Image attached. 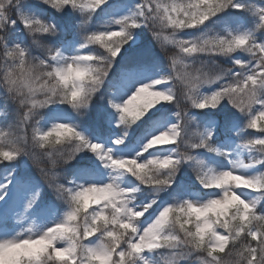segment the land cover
<instances>
[{"label": "snow or ice", "instance_id": "1", "mask_svg": "<svg viewBox=\"0 0 264 264\" xmlns=\"http://www.w3.org/2000/svg\"><path fill=\"white\" fill-rule=\"evenodd\" d=\"M0 264H264V0H0Z\"/></svg>", "mask_w": 264, "mask_h": 264}, {"label": "rangeland", "instance_id": "2", "mask_svg": "<svg viewBox=\"0 0 264 264\" xmlns=\"http://www.w3.org/2000/svg\"><path fill=\"white\" fill-rule=\"evenodd\" d=\"M33 2H35V0H33ZM157 47H159V46H157ZM249 131H251V130H249Z\"/></svg>", "mask_w": 264, "mask_h": 264}]
</instances>
